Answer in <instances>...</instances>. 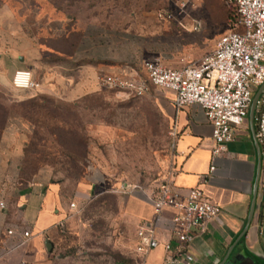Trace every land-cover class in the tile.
<instances>
[{
	"label": "rangeland",
	"instance_id": "rangeland-1",
	"mask_svg": "<svg viewBox=\"0 0 264 264\" xmlns=\"http://www.w3.org/2000/svg\"><path fill=\"white\" fill-rule=\"evenodd\" d=\"M31 7L33 11L19 10L16 15L13 9L3 11L0 37L19 42L28 24L34 45L49 39L68 60L74 49L65 38L74 20L81 19L83 28L98 20L108 30L107 52L130 58L127 67L137 74L149 59L176 68L199 62L232 30L235 14L223 0H84L77 16L66 19L69 27L62 20L39 16L36 4ZM195 21L202 23L199 32L192 30ZM15 24L23 29L11 35L9 27ZM0 56V146L5 130L19 122L27 132L18 171L21 182L55 185L65 214L50 235L51 251L45 246L42 256L7 264H137V233L143 220L135 218L136 196L126 190L128 184L157 187L176 168L179 133L167 91L149 85L143 95H128L104 86L99 74L96 87L69 99L63 93L67 83L44 82L39 65L27 68L41 87L22 90L13 84L20 61L7 51ZM73 63L65 62L64 72L75 70ZM60 71L55 70L57 76Z\"/></svg>",
	"mask_w": 264,
	"mask_h": 264
},
{
	"label": "crops",
	"instance_id": "crops-1",
	"mask_svg": "<svg viewBox=\"0 0 264 264\" xmlns=\"http://www.w3.org/2000/svg\"><path fill=\"white\" fill-rule=\"evenodd\" d=\"M7 1L10 4L4 3ZM81 2L69 5V0H0V16L3 11L12 12V9L15 15L19 10L28 13L36 4L38 7L34 10L39 16L62 20L63 25L70 27L66 19L77 16ZM91 15L98 16L95 12ZM93 21L87 22L83 28L81 19H75V27L65 38L74 49L70 58L76 69L72 72H64L65 62L71 59L67 60L68 55L58 51L49 39L44 38L46 40L34 45L28 35L32 31L28 24L24 29L18 24L9 27L11 35L23 29L24 38L17 42L16 38L9 37L6 42L0 37V52L7 51L9 57H17L20 61L19 67L13 70V76L18 69L39 65L44 70V82L53 79L55 83H67L63 93L69 99L90 92L98 85L101 73L142 74L141 68L137 74L132 67H127L132 62L130 58L123 59L107 52L108 30L98 20ZM56 69H63L62 74L57 76ZM167 94L179 133L174 182L184 191L195 187L202 189L222 208L219 216L208 222L206 230L194 240L191 246L194 264H264V144L256 139L254 117L251 119L249 113L247 123L237 130L235 139L225 144L224 151L214 155L212 127L201 106L192 104L177 110L173 102L174 93L167 91ZM26 143L27 132L19 128V122L10 124L0 146V200L6 202V208L0 209V264L13 260L31 261L42 256L52 231L65 219L55 185L35 180L27 184L21 182L18 171ZM211 166H215L212 171ZM135 198V218L143 222L154 220L157 215L154 207L142 198ZM175 213L172 208L163 210L166 217ZM11 227L31 230L32 236L25 245L5 252L4 247L8 243L6 231ZM157 237L160 246L146 255L140 254L137 264L141 261L165 264L171 252L166 251L164 244L171 242L174 247L177 241L165 229L158 230Z\"/></svg>",
	"mask_w": 264,
	"mask_h": 264
},
{
	"label": "built area",
	"instance_id": "built-area-1",
	"mask_svg": "<svg viewBox=\"0 0 264 264\" xmlns=\"http://www.w3.org/2000/svg\"><path fill=\"white\" fill-rule=\"evenodd\" d=\"M202 0H190L198 4ZM234 8L232 30L223 34L215 49L197 63L182 67L164 65L160 59H149L141 65L142 74H100L104 86L128 95H143L149 85L174 93L177 110L198 104L204 110L212 127L215 142L213 154L225 150V144L233 141L237 130L245 126L256 92L264 84V0H223ZM185 5L184 3L182 4ZM159 13V16H163ZM202 23L195 21L192 30L199 32ZM13 84L22 90H37L41 82L29 68L18 69ZM256 139L264 144V87L254 113ZM211 171L215 166H211ZM177 170L157 187L145 188L139 184H128L126 192L142 198L156 210L152 221L139 225L138 253L146 255L160 246L157 237L160 229L171 232L177 245L164 244L167 252L165 264H194L195 256L191 246L196 237L206 230L208 222L219 216L222 208L198 188L184 191L176 186L174 176ZM124 187V185H123ZM125 189V188H124ZM76 203H71L75 207ZM6 208L0 200V209ZM165 208L176 213L172 217L163 214ZM8 252L26 244L32 236L31 230L11 227L6 231ZM139 264H145L141 261Z\"/></svg>",
	"mask_w": 264,
	"mask_h": 264
},
{
	"label": "water",
	"instance_id": "water-1",
	"mask_svg": "<svg viewBox=\"0 0 264 264\" xmlns=\"http://www.w3.org/2000/svg\"><path fill=\"white\" fill-rule=\"evenodd\" d=\"M263 87H264V84L259 88V90L256 92V94L254 96V99H253V102H252V105H251V109H250V117H251V119H253V117H254L255 109H256V106H257V101L259 99V96L261 94V91H262ZM46 246H47V249L49 251H51L52 248H53V245H52V243L50 241L46 242ZM226 262H227V258L224 260V263H226Z\"/></svg>",
	"mask_w": 264,
	"mask_h": 264
},
{
	"label": "trees",
	"instance_id": "trees-1",
	"mask_svg": "<svg viewBox=\"0 0 264 264\" xmlns=\"http://www.w3.org/2000/svg\"><path fill=\"white\" fill-rule=\"evenodd\" d=\"M77 1H84V0H69V3L68 4L71 5L73 3H76ZM233 18H234V15H233Z\"/></svg>",
	"mask_w": 264,
	"mask_h": 264
}]
</instances>
